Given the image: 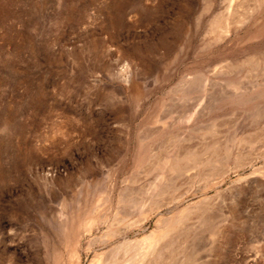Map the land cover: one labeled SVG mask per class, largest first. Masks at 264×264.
Wrapping results in <instances>:
<instances>
[{
	"label": "rangeland",
	"instance_id": "obj_1",
	"mask_svg": "<svg viewBox=\"0 0 264 264\" xmlns=\"http://www.w3.org/2000/svg\"><path fill=\"white\" fill-rule=\"evenodd\" d=\"M175 158L204 218L157 263L264 264V0H0V264H104ZM197 201L130 207L112 259Z\"/></svg>",
	"mask_w": 264,
	"mask_h": 264
},
{
	"label": "bare ground",
	"instance_id": "obj_2",
	"mask_svg": "<svg viewBox=\"0 0 264 264\" xmlns=\"http://www.w3.org/2000/svg\"><path fill=\"white\" fill-rule=\"evenodd\" d=\"M254 5H255V3H254ZM224 30H222V31H224ZM183 153H185V152H183ZM201 155H203V154H201ZM177 157H178V155H177ZM197 170H198V165L195 163H191L189 161L180 162L176 158L173 159V162L169 167V172L171 173L170 177H172L171 179L175 180L174 183L178 184L179 186L176 189H174L175 194L168 196V198H166V197L163 198L166 195L165 191L164 192L160 191L155 196H150V197L145 198V199H149V201H151V205H150L148 211L150 210L151 212L152 211L156 212L157 210H159L161 207H164V206L166 208L170 207V209H176L181 204H183L187 198H190V197H192L194 199L198 198V201L183 207V209L181 210V214L179 215V217L177 219H175L172 222L171 225H169V226L166 225L164 227V229H163V227L161 228L163 231H159V233H158L159 236L157 235L158 238L153 243H151L150 245H145V243H144V245H142L141 247H137V249H135L136 246H134L133 256L130 255L129 259L127 260V263H131V264H158L157 261L160 260L159 258L162 255L163 251L167 250L170 247V244H171L170 241H171V239H174L172 237L175 235L177 230L184 228V226H186L191 219H197L198 221L203 220L204 213L198 212L195 209L201 208V206L203 207L204 201L207 200V198L204 199V179H205V177H204V173L199 174V171H197ZM169 183H171V182H169ZM126 199H128V198H126ZM145 199L143 200L142 197H138L136 200H134L132 202H128L129 204L124 205L122 207V210H120V212H119L120 215H117L114 218V220L112 221L109 228L106 231H104L103 233H101V235L99 237H95L91 240V245L98 243L100 246H104L108 249L106 251V254L109 253L108 254L109 257L106 260V262H104V264H118L116 259H112L113 254H118V255L122 254L123 257H127L128 252L129 253L131 252L132 247H130V245L133 242L128 239V232L130 231L131 223L126 220V218H127L126 214H127V212H129L130 207L133 208V206L135 205L134 206V208H135L136 205H138V207H139V205L144 204ZM156 213H158V212H156ZM149 238H151V235L149 236ZM146 240L148 242L149 239H146ZM173 245H176V244H173ZM164 258H165V256H164ZM180 258L182 259L181 262L185 261L184 260L185 257L183 255L180 256Z\"/></svg>",
	"mask_w": 264,
	"mask_h": 264
}]
</instances>
